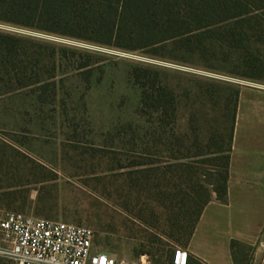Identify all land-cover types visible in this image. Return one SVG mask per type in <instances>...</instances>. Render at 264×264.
Listing matches in <instances>:
<instances>
[{"label":"rangeland","instance_id":"374dc122","mask_svg":"<svg viewBox=\"0 0 264 264\" xmlns=\"http://www.w3.org/2000/svg\"><path fill=\"white\" fill-rule=\"evenodd\" d=\"M0 32L49 45L41 84L15 91L0 85V186L33 183L9 203L0 191V218L14 212L85 226L99 251L172 264L175 250L186 248L170 221L173 187L181 189L191 161L184 157L215 151L222 138L228 143L235 90L264 85V78L230 74L244 72L239 52L229 59L221 51L215 59L164 52L177 60L169 61L2 23ZM136 66L157 70L176 92V123L142 106L131 76ZM214 156L192 161L204 171ZM144 160L147 166H131ZM0 264L11 263L0 257Z\"/></svg>","mask_w":264,"mask_h":264},{"label":"trees","instance_id":"16d2710c","mask_svg":"<svg viewBox=\"0 0 264 264\" xmlns=\"http://www.w3.org/2000/svg\"><path fill=\"white\" fill-rule=\"evenodd\" d=\"M0 23L125 52L146 50L152 57L169 61L177 60L164 52L214 59L220 51L226 59L239 52L244 72L230 74L251 81L264 78V55L260 50L264 47V0H0ZM48 46L28 36L0 32V85L15 91L41 84L40 71L47 62ZM131 76L141 86L142 106L159 112L164 122L176 123V92L160 83L158 71L136 66ZM239 90H235L228 143L220 135L217 150L185 156L191 161L179 176L181 189L177 190L176 184L173 187L175 202L171 200L170 209L175 212L170 221L183 234L186 247L214 195L223 203L227 201ZM212 154L213 165L208 160L203 163L213 168L202 171L192 161ZM148 164L144 160L131 166ZM32 184L27 181L0 186V191L9 203ZM170 188L171 184L167 190Z\"/></svg>","mask_w":264,"mask_h":264},{"label":"crops","instance_id":"0c3cea01","mask_svg":"<svg viewBox=\"0 0 264 264\" xmlns=\"http://www.w3.org/2000/svg\"><path fill=\"white\" fill-rule=\"evenodd\" d=\"M239 87L227 201L205 207L187 264H264V85Z\"/></svg>","mask_w":264,"mask_h":264},{"label":"built area","instance_id":"2783aa9c","mask_svg":"<svg viewBox=\"0 0 264 264\" xmlns=\"http://www.w3.org/2000/svg\"><path fill=\"white\" fill-rule=\"evenodd\" d=\"M95 231L85 226L7 212L0 218V257L11 264H147L99 251ZM264 250V238L259 242ZM188 252L177 248L172 264H187Z\"/></svg>","mask_w":264,"mask_h":264}]
</instances>
